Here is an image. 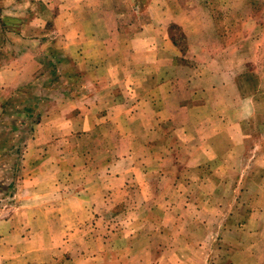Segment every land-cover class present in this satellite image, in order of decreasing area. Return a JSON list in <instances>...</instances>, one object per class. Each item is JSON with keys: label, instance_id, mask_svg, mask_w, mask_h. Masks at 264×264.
<instances>
[{"label": "rangeland", "instance_id": "obj_1", "mask_svg": "<svg viewBox=\"0 0 264 264\" xmlns=\"http://www.w3.org/2000/svg\"><path fill=\"white\" fill-rule=\"evenodd\" d=\"M0 264H264V0H0Z\"/></svg>", "mask_w": 264, "mask_h": 264}]
</instances>
